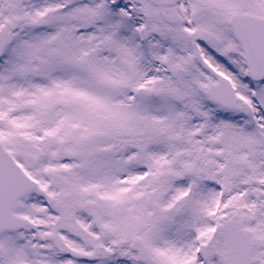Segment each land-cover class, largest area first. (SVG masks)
Wrapping results in <instances>:
<instances>
[{"label":"snow or ice","instance_id":"obj_1","mask_svg":"<svg viewBox=\"0 0 264 264\" xmlns=\"http://www.w3.org/2000/svg\"><path fill=\"white\" fill-rule=\"evenodd\" d=\"M0 264H264V0H0Z\"/></svg>","mask_w":264,"mask_h":264}]
</instances>
